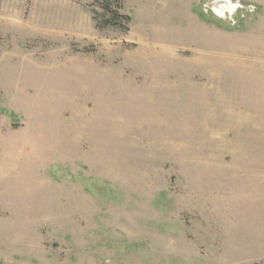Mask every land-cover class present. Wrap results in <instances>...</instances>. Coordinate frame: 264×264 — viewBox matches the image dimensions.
I'll use <instances>...</instances> for the list:
<instances>
[{"label": "rangeland", "instance_id": "obj_1", "mask_svg": "<svg viewBox=\"0 0 264 264\" xmlns=\"http://www.w3.org/2000/svg\"><path fill=\"white\" fill-rule=\"evenodd\" d=\"M0 264H264V0H0Z\"/></svg>", "mask_w": 264, "mask_h": 264}, {"label": "bare ground", "instance_id": "obj_2", "mask_svg": "<svg viewBox=\"0 0 264 264\" xmlns=\"http://www.w3.org/2000/svg\"><path fill=\"white\" fill-rule=\"evenodd\" d=\"M233 8L231 2L229 1H222V2H215L213 5V10L217 14H223L225 11L228 12Z\"/></svg>", "mask_w": 264, "mask_h": 264}, {"label": "trees", "instance_id": "obj_3", "mask_svg": "<svg viewBox=\"0 0 264 264\" xmlns=\"http://www.w3.org/2000/svg\"><path fill=\"white\" fill-rule=\"evenodd\" d=\"M115 14H116V12H115Z\"/></svg>", "mask_w": 264, "mask_h": 264}]
</instances>
